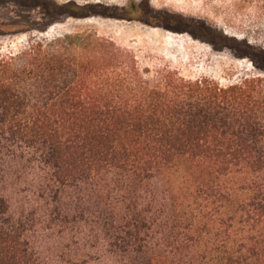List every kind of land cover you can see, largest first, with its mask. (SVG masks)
I'll return each instance as SVG.
<instances>
[{
	"label": "trees",
	"instance_id": "trees-1",
	"mask_svg": "<svg viewBox=\"0 0 264 264\" xmlns=\"http://www.w3.org/2000/svg\"><path fill=\"white\" fill-rule=\"evenodd\" d=\"M238 1L264 41V0ZM0 264H264V76L183 78L91 32L0 53Z\"/></svg>",
	"mask_w": 264,
	"mask_h": 264
},
{
	"label": "rangeland",
	"instance_id": "rangeland-1",
	"mask_svg": "<svg viewBox=\"0 0 264 264\" xmlns=\"http://www.w3.org/2000/svg\"><path fill=\"white\" fill-rule=\"evenodd\" d=\"M52 1L54 9L43 0H0L1 54L20 51L31 34L91 32L132 52L141 66H166L183 78L227 85L264 76V41L246 34L241 1Z\"/></svg>",
	"mask_w": 264,
	"mask_h": 264
}]
</instances>
